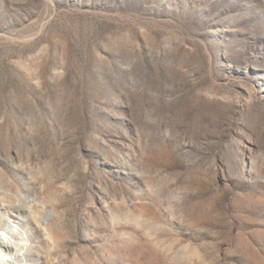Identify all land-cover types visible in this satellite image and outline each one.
I'll use <instances>...</instances> for the list:
<instances>
[{
  "label": "rangeland",
  "instance_id": "1",
  "mask_svg": "<svg viewBox=\"0 0 264 264\" xmlns=\"http://www.w3.org/2000/svg\"><path fill=\"white\" fill-rule=\"evenodd\" d=\"M0 264H264V0H0Z\"/></svg>",
  "mask_w": 264,
  "mask_h": 264
},
{
  "label": "bare ground",
  "instance_id": "2",
  "mask_svg": "<svg viewBox=\"0 0 264 264\" xmlns=\"http://www.w3.org/2000/svg\"><path fill=\"white\" fill-rule=\"evenodd\" d=\"M20 210H22V209H20Z\"/></svg>",
  "mask_w": 264,
  "mask_h": 264
}]
</instances>
